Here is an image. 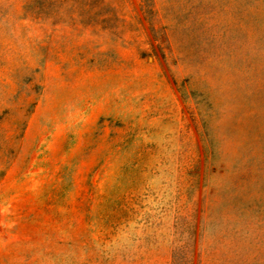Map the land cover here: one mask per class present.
I'll return each instance as SVG.
<instances>
[{"label":"rangeland","instance_id":"obj_1","mask_svg":"<svg viewBox=\"0 0 264 264\" xmlns=\"http://www.w3.org/2000/svg\"><path fill=\"white\" fill-rule=\"evenodd\" d=\"M0 264H264V0H0Z\"/></svg>","mask_w":264,"mask_h":264}]
</instances>
